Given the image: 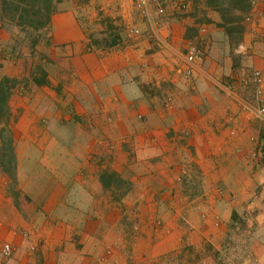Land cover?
I'll return each instance as SVG.
<instances>
[{
	"label": "crops",
	"instance_id": "0c3cea01",
	"mask_svg": "<svg viewBox=\"0 0 264 264\" xmlns=\"http://www.w3.org/2000/svg\"><path fill=\"white\" fill-rule=\"evenodd\" d=\"M179 1L161 0L154 20L134 0H61L51 13L62 67L11 127L20 196L0 165V247L14 248L0 264H264L251 78L261 72L264 105V0L251 2L237 56L223 26L214 37L199 22L197 0ZM105 14L114 44L97 45ZM197 26L206 41L186 78L177 65ZM105 171L125 185L113 191Z\"/></svg>",
	"mask_w": 264,
	"mask_h": 264
},
{
	"label": "rangeland",
	"instance_id": "374dc122",
	"mask_svg": "<svg viewBox=\"0 0 264 264\" xmlns=\"http://www.w3.org/2000/svg\"><path fill=\"white\" fill-rule=\"evenodd\" d=\"M61 0H0V78H8L7 85L11 94L8 99L10 114L7 116L3 110L0 123L4 126L5 118L8 117L13 124L18 117L21 104L31 99L47 100L46 87L49 86L50 76H55L61 70L59 49L53 47L48 36V26L51 13L57 8ZM86 2V0H82ZM223 1V0H220ZM225 2V1H224ZM213 0H197V15L200 23L214 25L212 36L220 37L219 26L221 21L220 12L214 7ZM224 7V5H221ZM106 28L95 31L94 40L97 45H106L107 42L114 44V18L102 15L99 18ZM103 24V25H104ZM204 31L199 26L192 27L188 31L187 40H192L198 45L205 44ZM209 34V33H208ZM239 37L236 31L229 36V47L234 55L242 53L237 45ZM184 49L181 50L183 52ZM240 51V52H238ZM236 59L235 57L233 58ZM17 107V108H16ZM1 126V127H2ZM5 127V126H4ZM1 135L8 137L9 131L4 128ZM14 137V136H12ZM14 139L12 148L9 144L0 141V165L8 176V187L13 196H20L15 179ZM106 181L115 186H124L122 179L114 172L103 173Z\"/></svg>",
	"mask_w": 264,
	"mask_h": 264
},
{
	"label": "built area",
	"instance_id": "2783aa9c",
	"mask_svg": "<svg viewBox=\"0 0 264 264\" xmlns=\"http://www.w3.org/2000/svg\"><path fill=\"white\" fill-rule=\"evenodd\" d=\"M178 5L184 9L186 7L185 1H179ZM133 8L137 12L138 16L142 20L156 19L157 16L164 12L163 4L161 0H134ZM200 31H204V27L199 28ZM128 32L132 35L139 34V29L135 25L128 26ZM240 51L245 50L243 44L237 45ZM202 49L201 47L192 40H186L184 51L182 53V59L180 65H177V70L186 78L192 76L196 62L201 58ZM251 78L255 86V97L258 102L256 106V115L264 121V105L262 104L261 98V83L262 74L258 69L251 70ZM230 88H228L229 90ZM13 245L11 242H3L0 247V256L4 259H8L13 252Z\"/></svg>",
	"mask_w": 264,
	"mask_h": 264
},
{
	"label": "trees",
	"instance_id": "16d2710c",
	"mask_svg": "<svg viewBox=\"0 0 264 264\" xmlns=\"http://www.w3.org/2000/svg\"><path fill=\"white\" fill-rule=\"evenodd\" d=\"M215 1V9L219 10L221 21L219 22L220 26L224 27V30L226 31L228 36H231V33L233 31L237 32L238 37L240 38V33L243 29V21L248 16L251 2L252 0H213ZM225 1V2H224ZM224 5L222 7L221 5ZM8 78L6 76H3L0 78V120L1 115L3 114V110L6 111V115L8 116L10 114L9 111V105H8V99L11 94L10 87L7 85ZM4 126L0 128V141L2 140L5 145L9 144L11 146L13 135H11V127L12 124L9 121V118L6 117L4 121ZM4 128L8 129L9 136L4 137V135H1V130L3 131ZM260 137H261V159L264 161V126L262 127L260 131ZM12 148V146L10 147ZM103 179L105 183H108L103 175Z\"/></svg>",
	"mask_w": 264,
	"mask_h": 264
}]
</instances>
